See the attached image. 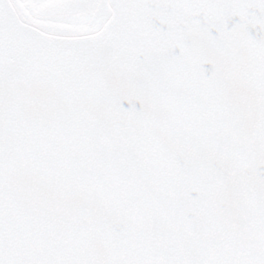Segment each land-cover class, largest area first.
<instances>
[{"label":"snow or ice","instance_id":"6c2138e0","mask_svg":"<svg viewBox=\"0 0 264 264\" xmlns=\"http://www.w3.org/2000/svg\"><path fill=\"white\" fill-rule=\"evenodd\" d=\"M0 264H264V0H0Z\"/></svg>","mask_w":264,"mask_h":264}]
</instances>
